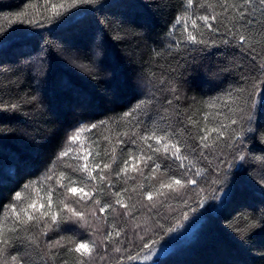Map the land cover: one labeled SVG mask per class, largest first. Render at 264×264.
<instances>
[{"label":"trees","instance_id":"trees-1","mask_svg":"<svg viewBox=\"0 0 264 264\" xmlns=\"http://www.w3.org/2000/svg\"><path fill=\"white\" fill-rule=\"evenodd\" d=\"M54 2L67 4L68 0ZM38 3L42 0H0V102L9 106L7 111L0 109V207L12 202L14 193L23 191L24 184L40 180L49 169L55 167L57 173L71 171L62 168L57 157L67 146L68 136L74 129L109 121L108 128L101 126L82 134V138L99 139L103 150L107 144L105 136L111 135L115 141L117 132L130 128L123 121L112 122L142 100L154 96L157 101L172 98L171 92L162 89L169 87L174 78L184 83L178 84L181 100L174 101L180 109L164 104L173 120L178 118L172 115L175 111H183L185 117L193 115L194 119H202L204 112L216 111L206 109L205 102L223 97L237 86L252 90L249 77L258 69L251 55L245 58L242 53L223 45L208 48L203 54L175 53L179 64L168 55L167 46L172 42L170 29L183 11V0H98L95 4L70 8L59 18L51 22L42 20L35 26L29 21L36 18L32 6ZM20 13L29 15L17 20ZM255 19L261 20L259 9ZM250 35L259 50L262 45L256 41L261 37L256 34L255 26ZM216 39L219 42L221 37ZM156 52L162 54L157 56ZM193 56L197 57L195 64ZM225 64L233 66L232 75L215 78L206 71ZM193 67L197 70L180 75L186 68ZM243 95L247 97L248 93ZM237 102L243 103L242 100ZM11 105L18 107L11 109ZM159 107V103L142 106L144 114L140 115V120L150 124L161 114L156 111ZM219 111L221 116L232 115L227 107L221 106ZM252 125L255 131L247 132L245 119L244 161L236 157L234 147L210 154L211 165L202 159L199 161L200 166L208 168L210 177L207 182L198 178L203 192L198 193L197 186L189 189L190 207L174 199L170 201V209L163 208L161 215L149 219L152 214L138 205L132 215L137 218L135 223L142 227L135 231L132 218L123 217L124 209L118 205L119 216L110 209L103 216L97 211L100 216L98 223L94 221L97 241L115 224L124 229L121 239L125 244H129L128 238L135 239V246H129L132 254L140 252V258L132 264H264V110L260 111L258 106ZM140 130L143 131V126ZM217 165H220L219 175L213 171ZM116 167L113 165V169ZM160 179L158 175L152 183L157 184ZM212 179L221 182L212 184ZM112 180L115 187L111 191L135 185L137 191L132 193L129 188L126 194L132 196L131 202L149 203L139 188L142 180L139 176L127 183L123 177L117 180L113 176ZM147 190L146 186L143 191ZM98 195L102 204L114 200L106 187L103 194ZM201 199L205 201L203 207L197 203ZM184 212L188 213V220L183 219ZM178 224L183 226L176 227ZM170 227L175 231L168 232ZM76 231L83 233L81 239L93 238L88 235L90 229L77 228ZM137 232L143 233L149 243L156 241L151 252L140 248L143 242ZM60 234L50 232L47 237L40 236L41 248ZM111 247L108 245L109 249ZM9 251L25 255V248L19 242H14ZM38 251L29 247L26 259L43 264ZM108 255L105 264H116L119 254L109 251ZM145 255L151 258L144 259ZM73 258L74 254L64 257L70 264Z\"/></svg>","mask_w":264,"mask_h":264},{"label":"snow or ice","instance_id":"snow-or-ice-1","mask_svg":"<svg viewBox=\"0 0 264 264\" xmlns=\"http://www.w3.org/2000/svg\"><path fill=\"white\" fill-rule=\"evenodd\" d=\"M183 2V11L176 17L170 29L169 37L172 42L167 46L168 55L176 59L175 53L203 54L206 49L218 48L221 45L235 49L245 58L251 55L258 69L256 74L249 77L252 90L237 86L233 90H228L225 96H217L205 102L206 109L216 111L204 112L202 119H194L193 115L185 117L183 111H175L172 115L178 118L173 120L169 115V108L164 107V104L180 109V105L174 104V101L181 100L178 84L184 83L183 80L174 78L169 82V87L162 89L171 92L172 98L165 97L157 101L154 96L147 101L142 100L131 110L124 112L117 121L112 122L123 121L130 125V128L117 132L115 141L111 135L105 136L103 139L107 144L103 150L100 148L99 139L82 138V134L101 126L108 128L109 121L84 124L74 129L68 136L67 146L57 157L61 161V167L71 171L60 170L57 173L55 167L49 169L40 180L24 184V190L16 191L12 202L0 207V264H34L32 260L26 259L29 247L39 250L38 256L43 264L49 262L70 264V261L64 257H73V254L71 264H105L109 260V251L119 254L115 258L116 264H132L140 258V252L132 254V247L129 244L135 246L134 238H128L129 244H125L124 239H121L123 228H117L112 224V230L104 233L102 239L97 241L95 233L98 229L94 223L100 220L97 211L103 216L110 209L119 216L121 214L117 213L116 208L118 205L120 209H124L123 217L132 218L133 231H135L142 227L141 224L135 223L137 218L132 215L138 205L152 214L149 219L161 215L163 208L170 209V201L174 199L190 207L189 189L197 186L198 193L203 192V187H199L198 178H203L207 182L210 177L208 168L200 166L201 159L211 165L210 154L222 153L225 147L229 149L234 147L236 157L241 161L246 159L243 147L246 143L244 121L246 119L248 122L247 132H254L252 122L255 110L257 106L260 111L264 110V87H261L264 85V0H183ZM89 3L95 4L98 0H68L67 4L42 0V3L32 6L36 18L29 22L39 26L42 20L51 22L70 8ZM217 8L220 11H216ZM197 9H206V11L199 12ZM257 9L261 14L259 21L255 19ZM28 15V13H20L16 19ZM254 26L256 34L261 37L256 41L262 45L259 50L253 43L255 38L250 35ZM217 36L221 37L219 42ZM161 54L155 53L157 56ZM196 60L197 57L193 56L192 63L195 64ZM176 62L179 64V59H176ZM196 70L195 67L186 68L185 73L180 75ZM240 70L242 72V68ZM206 71L215 78H223L225 75H232L234 68L225 64L217 68L209 67ZM241 79H244L243 75ZM163 83L164 81L161 80V84ZM244 93H248L247 97L243 95ZM239 100L243 103H238ZM153 103H159L160 107L156 111L161 114L150 124H144L139 118L144 114L141 112V107ZM221 106L227 107L232 115L221 116L219 111ZM17 107L18 105L10 106L11 109ZM0 109L7 111L9 106L0 102ZM237 125L238 127H233ZM142 126L143 131L140 130ZM121 157L124 158L120 159ZM165 161L168 163L165 164ZM113 165H117L116 169H113ZM219 167L220 165H217L213 170L217 175H219ZM71 173L80 175L74 177ZM158 175L162 179L157 184H153L152 181L156 180ZM113 176L117 180L123 177L125 183L135 180L137 176L142 178L139 188L144 200L149 203L143 204L140 200L131 202L132 196L126 194L129 193V188L135 193L137 191L135 185L111 191L115 187ZM220 182L218 179L211 180L212 184ZM146 186L148 190L143 191ZM105 187L114 200L102 204L98 194H103ZM204 202V199H201L197 203L199 207H203ZM104 219L106 221L107 217L105 216ZM183 219H189L187 212L183 213ZM65 224L75 227L62 228L61 226ZM182 226L176 225V227ZM157 227L162 228L163 225L157 224ZM77 228L90 229L88 235L93 238H79L83 233H78ZM167 231L173 232L175 228L170 227ZM50 232L61 234L52 237L41 248L39 237H47ZM25 233L28 235H24ZM63 233H71V235H63ZM136 235L143 242L140 248L151 252L152 244L156 241L152 240L149 243L145 235L140 232ZM14 242H19L25 248L24 256L9 251V247ZM108 245H112L111 249ZM60 249L64 251L61 252ZM19 250L17 248V252ZM150 258V255L144 256V259Z\"/></svg>","mask_w":264,"mask_h":264}]
</instances>
